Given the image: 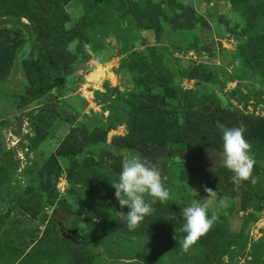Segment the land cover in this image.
Segmentation results:
<instances>
[{"label":"rangeland","instance_id":"1","mask_svg":"<svg viewBox=\"0 0 264 264\" xmlns=\"http://www.w3.org/2000/svg\"><path fill=\"white\" fill-rule=\"evenodd\" d=\"M217 121L243 125L256 183L210 158ZM133 154L171 198L129 231L110 180ZM205 187L218 219L185 252L181 209ZM0 264H264V0L0 15Z\"/></svg>","mask_w":264,"mask_h":264},{"label":"clouds","instance_id":"2","mask_svg":"<svg viewBox=\"0 0 264 264\" xmlns=\"http://www.w3.org/2000/svg\"><path fill=\"white\" fill-rule=\"evenodd\" d=\"M216 127L221 133L222 152H210L214 164L229 170L232 173L231 181L237 187L244 181L256 183L252 175L255 160L250 154L251 145L244 138L243 125L230 128L217 121ZM152 164V161L133 154L130 159L122 161L118 177L110 180L120 207L129 209L121 213L129 231H134L146 216L155 212L153 205L156 202L166 203L171 198L170 190L161 180V169ZM204 191L207 196L203 202H193L181 209L184 223L178 232L182 234L178 237V243L182 251H188L218 219L215 212L208 215L209 206L219 199L218 193L208 187ZM146 198H151V201L148 202ZM173 238L177 239L176 236Z\"/></svg>","mask_w":264,"mask_h":264},{"label":"trees","instance_id":"3","mask_svg":"<svg viewBox=\"0 0 264 264\" xmlns=\"http://www.w3.org/2000/svg\"><path fill=\"white\" fill-rule=\"evenodd\" d=\"M57 0H0V15L19 16L21 13L34 15L56 7ZM152 161V160H151Z\"/></svg>","mask_w":264,"mask_h":264}]
</instances>
